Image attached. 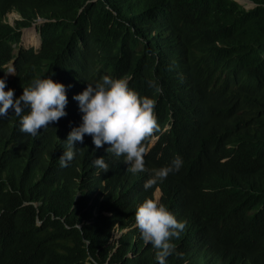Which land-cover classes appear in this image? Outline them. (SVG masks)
<instances>
[{
    "label": "trees",
    "instance_id": "obj_1",
    "mask_svg": "<svg viewBox=\"0 0 264 264\" xmlns=\"http://www.w3.org/2000/svg\"><path fill=\"white\" fill-rule=\"evenodd\" d=\"M248 1L252 8L235 0H0V77L13 58L16 68L5 90L18 97L51 76L68 99L67 115L35 137L20 131L11 109L0 117V264H91L89 255L96 264H157L135 224L137 206L156 191L187 221L167 264H264V0ZM12 11L20 17L13 26L5 20ZM39 19L38 53L14 56L20 29ZM33 35L25 30L23 41ZM103 75L128 78L157 101L159 127L144 141L149 171L132 174L89 135L67 167L59 164L80 122L72 97ZM176 155L179 171L145 190L150 170ZM97 157L107 172L92 165Z\"/></svg>",
    "mask_w": 264,
    "mask_h": 264
},
{
    "label": "clouds",
    "instance_id": "obj_2",
    "mask_svg": "<svg viewBox=\"0 0 264 264\" xmlns=\"http://www.w3.org/2000/svg\"><path fill=\"white\" fill-rule=\"evenodd\" d=\"M17 14L12 11L9 14ZM45 20H36L29 26L20 29V39L22 31ZM39 48L32 49L38 53L41 46L39 28ZM12 45V54L15 56L20 43ZM16 50V52H14ZM13 63L14 75L6 80L5 74L7 66ZM5 67L3 78L0 77V117L6 116L8 110L20 117V131L35 137L40 130L47 128L50 123L57 122L60 118L67 115L65 108L68 103L66 86L63 83L54 81L51 76L34 79L28 87L23 88L22 94L14 96V90L6 88V83L12 80L16 74L14 58ZM157 94L163 91L161 86L149 81ZM70 87V86H68ZM78 102L80 122L78 126L71 127L64 140L67 149L59 156L61 167H67L68 163L74 159L76 143H82L85 135L91 137V142L95 148H100L107 144L106 151L111 152L115 157H124V162L128 164L127 171L132 174L149 171L145 168L144 141L150 137L159 125L155 114L156 99L141 96L135 89L129 87L128 78H113L110 75H103L94 84H87L86 88L79 94L72 97ZM153 138V137H152ZM58 139V138H57ZM59 140V139H58ZM151 141V140H150ZM150 144V142H149ZM153 146V145H152ZM150 146V147H152ZM148 145V149L150 148ZM92 165L103 172L109 170V164L104 157L92 159ZM183 159L176 155L168 165L150 170L151 174L144 183L145 190L153 187L158 182H162L170 173L177 172L182 167ZM157 195V199H155ZM159 191L154 193V200L145 199L137 206L135 211V224L139 230L141 239L146 244H151L155 250V261L157 264H167V258L176 249L172 242L179 239L187 226L186 220H177L175 215L163 204L158 202ZM182 256V253H176ZM91 264H96L91 255L87 258Z\"/></svg>",
    "mask_w": 264,
    "mask_h": 264
},
{
    "label": "rangeland",
    "instance_id": "obj_3",
    "mask_svg": "<svg viewBox=\"0 0 264 264\" xmlns=\"http://www.w3.org/2000/svg\"><path fill=\"white\" fill-rule=\"evenodd\" d=\"M237 1L239 4H241L243 7L249 9L253 7V4L251 2H249L248 0H235ZM15 19H19L18 15L13 13V14H9L7 17L8 22L12 23L13 20ZM41 22H36L34 25H32L31 27L27 28V29H33V33H34V40L32 41H23L22 36L20 39V43L19 46L24 48V49H29V48H34V49H38L39 48V35L37 33V28L40 26ZM24 33V30L22 31V35ZM14 52H16V50H14ZM7 72L5 74V79L8 80L12 77V75H14V68H13V63H9L7 66ZM157 141V137H153L150 141L149 147L154 145ZM155 199H157V195H155ZM117 234V232H115ZM117 236V235H116Z\"/></svg>",
    "mask_w": 264,
    "mask_h": 264
},
{
    "label": "bare ground",
    "instance_id": "obj_4",
    "mask_svg": "<svg viewBox=\"0 0 264 264\" xmlns=\"http://www.w3.org/2000/svg\"><path fill=\"white\" fill-rule=\"evenodd\" d=\"M22 39L24 40V36H22Z\"/></svg>",
    "mask_w": 264,
    "mask_h": 264
}]
</instances>
